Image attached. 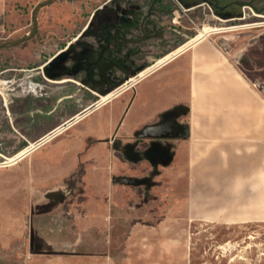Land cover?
Masks as SVG:
<instances>
[{
	"label": "crops",
	"instance_id": "crops-1",
	"mask_svg": "<svg viewBox=\"0 0 264 264\" xmlns=\"http://www.w3.org/2000/svg\"><path fill=\"white\" fill-rule=\"evenodd\" d=\"M109 1L0 0V32L8 28L7 35L0 34V66L40 68L80 39L95 12ZM191 47L188 55L138 80L125 96L89 105L86 114L36 141L65 130L28 153L2 184L20 197L13 207L0 200L2 250L26 232L29 192L65 181L79 166L81 191L63 207L78 237L97 234L110 249L150 176L159 182V201L152 207L156 220L145 223L142 215L132 216L118 255L31 254L25 264H170L169 256L183 254L179 234L192 222H264V136L251 135L253 123H264V98L211 42ZM177 106L184 107L186 130L175 141L169 163L151 165L117 151L116 145L124 150L134 140L141 149L144 131ZM89 140L93 143L87 146Z\"/></svg>",
	"mask_w": 264,
	"mask_h": 264
},
{
	"label": "rangeland",
	"instance_id": "rangeland-1",
	"mask_svg": "<svg viewBox=\"0 0 264 264\" xmlns=\"http://www.w3.org/2000/svg\"><path fill=\"white\" fill-rule=\"evenodd\" d=\"M110 1L105 5L110 6ZM132 1L134 3L138 2V0ZM118 2L122 7L123 0L115 1V5H118ZM262 3H264V0ZM244 11L245 17L243 19L233 18L226 20H222L219 16L212 13L205 4L188 10L178 9L172 12L166 19H162L159 25L162 27H174L188 33V36L181 38H186L185 41L177 45V42L181 39L168 36L167 43L170 46L160 50L158 54L148 56V60L144 65L145 69L141 70L137 75H131L130 79L120 83L117 88L112 90L113 92L108 93L110 96L108 94L103 96L93 95V98L84 101L76 111H56L44 114L43 112L46 108L43 107L40 100H47L50 103L54 102L58 96L68 95L75 87H80V76H62L57 80H48L42 74L34 75L32 76L34 82L47 87L40 88L43 94L34 98L36 105H32L34 99L31 101L24 100L22 103L14 102L12 104L14 106H11L12 109L17 105V111L20 114L22 113V116H16L15 119H32L30 124H27L31 127L27 129V135H34L57 122L59 118L73 112L75 114L67 121L76 115L83 116L85 109L91 104L93 107L99 106L112 98L116 97L118 99L121 96H125L131 91L133 84L153 71L148 73L150 68L155 67L158 59L160 60L168 53L176 51L204 29L203 32L208 33L201 40L211 42L213 47L215 46L217 50L226 55L245 79L253 85L254 90L264 98V12L252 11L249 6H246ZM0 24H2L1 18ZM0 34L7 35L8 28L5 27ZM83 37L86 36L83 34L81 38ZM189 47L179 52L170 60L172 61L171 63L188 55L192 50V47ZM6 69H19L21 70L18 74L20 76L24 71H36L40 68H18L4 64L0 66V76ZM141 73L145 74L139 77ZM8 97L13 98L11 95ZM69 99L70 104H74V101H71L74 97H69ZM242 107H245L244 103ZM28 111L31 112L27 113ZM245 111L246 108L242 113L246 116L249 115ZM12 113L8 111L4 97L0 93V164L5 161L6 157H11L31 146H35L32 150L39 148L49 139H55L65 131L49 134V136L51 135L50 137H46L38 143H31L13 127L12 118L14 115ZM184 116L185 110L183 106L171 109L165 113L158 123L144 131L145 134L143 135H145L146 142L140 145L141 149H137V141L134 140L127 142L124 150H120V147L116 145L117 151H122L129 157L136 159H146L151 165L169 163L172 158L175 141L182 138L185 134L186 122ZM251 127L252 136H264L263 122L253 123ZM157 137L161 138L158 139ZM92 143L93 140L87 141V146ZM26 155L12 164L0 165V200H6L12 207V201L17 204V200L20 198L18 197L19 193L7 191V188L4 189L2 184L5 185L7 183V175L13 171L10 169L21 163ZM82 170L83 167L79 166L75 171L67 175L65 181L56 183L52 187H48V189H45L44 186L42 187L43 189H34L29 192L27 210L24 212L27 215L23 218L25 225H27L26 232L10 248L2 250L0 247V264H25V260L31 254L41 256L63 254L105 255L107 252H112L111 254L118 255L119 244L127 226L132 221V216L142 215L143 218L140 220L145 223H153L156 220L157 212L153 211L152 207L153 204L159 201L156 194L159 182L152 180L153 176H150L151 179H144L145 182H143L141 189L143 188L145 191L140 196V199H137V207L136 205L135 208L131 207L129 213L125 216V221L119 224L120 227L117 228L116 234L117 238L110 249L106 245L105 240L97 234L93 235L90 233L78 237L73 231L71 220L64 215L63 207L70 197L81 191V185L80 187L77 185V180ZM19 203L25 204V200L23 199ZM147 208H151V211L149 210V214H143L148 211ZM179 237L183 240V254L176 253L174 256H169L168 261L170 264H264V222L236 225H210L192 222L185 232L179 234Z\"/></svg>",
	"mask_w": 264,
	"mask_h": 264
},
{
	"label": "flooded vegetation",
	"instance_id": "flooded-vegetation-1",
	"mask_svg": "<svg viewBox=\"0 0 264 264\" xmlns=\"http://www.w3.org/2000/svg\"><path fill=\"white\" fill-rule=\"evenodd\" d=\"M262 1L263 0H138V2L134 3L132 0H123L122 8L130 13L132 12V14L127 16L128 20L123 19V21L120 22L119 27H121V30L117 32L114 30V37L112 39L108 38L111 44H109L107 48L104 46V48L109 49L107 52V57L109 59H107L108 62L106 65L108 69L102 74L100 82L95 83L96 85L94 84L97 91L106 89L116 81L122 79L125 75H131L138 67L146 64L148 56L158 54L160 50L168 48L170 46V44L167 43L168 36L181 39L189 35L177 28L162 27L159 25V22L162 19H166L172 12L178 9L188 10L205 4L212 13L219 16L222 20L233 18L243 19L245 17L244 8L246 6H249L252 11L259 13L264 12V3H262ZM108 12H110V10H107V13ZM98 17L99 15L96 17L94 16L89 28L93 30L96 29ZM85 38L86 37H83L81 39ZM141 74L139 76H141ZM79 75H81V73L76 76L79 77ZM76 76L74 75L73 77ZM97 91H93L87 87L81 89L75 87L68 95L65 94L56 97L54 102L48 103L47 100H40V103L46 108L43 113L50 114L56 111H76L84 101L93 98V95L100 96ZM69 97H74V99H71V101H74V104H70ZM13 106L14 105H12V107ZM13 110L12 115H14L15 118L16 116L20 117L22 113L20 114L19 111H17V105H15Z\"/></svg>",
	"mask_w": 264,
	"mask_h": 264
},
{
	"label": "water",
	"instance_id": "water-1",
	"mask_svg": "<svg viewBox=\"0 0 264 264\" xmlns=\"http://www.w3.org/2000/svg\"><path fill=\"white\" fill-rule=\"evenodd\" d=\"M115 1L117 0H111L110 6L104 5L98 11H96L95 17L99 15L97 18V30L89 28L84 33L86 36L85 39L76 41L70 47L56 54L45 64H43L40 69L36 71H24L20 76L18 75L21 71L19 69H6L3 71L2 75L0 76V93L4 97V101L9 112L14 111L11 107L14 102L22 103L24 100L31 101L36 96L43 94L40 91V88L42 89V87L45 88L47 86L41 85L40 83L34 82L32 80V76L38 74H42V76L48 80H57L62 76L71 77L81 73V75H79V83L81 84L79 89L87 87L93 91H97L95 83L100 82L102 74L106 69H108V66L106 65L108 62L107 59H109L107 57V52L109 49L106 48L109 46V44H111L109 43L108 38L112 39L114 37V30L116 32L121 30V27H119L120 22H122L123 19L128 20L127 16L131 14L130 12L126 11V9H123L119 4L115 5ZM107 10H110V12L107 13ZM185 39L186 38L179 40L177 45L182 44ZM104 46H106V48H104ZM143 69H145L144 66H140L135 71H133L131 75H137ZM131 75L123 76L122 79L116 81L113 85L102 91H97L98 94L100 96L108 94L114 90V88H117L120 83L130 79ZM9 95L13 96V98L8 97ZM32 103V105H36L35 99ZM30 112L31 111H28L27 113ZM74 114L75 112L59 118L57 122L47 126L38 134L34 135L31 134L32 132L29 133L31 135H27V129L31 128L30 126L28 127L27 124H30L32 119L21 120L15 119V117H13L12 125L30 142H36L48 132L63 124Z\"/></svg>",
	"mask_w": 264,
	"mask_h": 264
},
{
	"label": "bare ground",
	"instance_id": "bare-ground-1",
	"mask_svg": "<svg viewBox=\"0 0 264 264\" xmlns=\"http://www.w3.org/2000/svg\"><path fill=\"white\" fill-rule=\"evenodd\" d=\"M211 29V28H210ZM205 30V29H204ZM203 30V31H204ZM200 32V33H198L197 35H195L189 42H187L186 44H184L183 46H181L180 48H178L176 51H173V52H170V53H168L165 57H163L162 59H158V61L156 62V64H155V67H153V68H150V70H148V73L150 72V71H152V70H154L155 68H157V67H159L160 65H162V64H165L166 62H169L170 60H172L179 52H181V51H184L187 47H189L191 44H195V43H201L202 44V37L204 36L205 37V35H206V33H208V32ZM212 31V30H211ZM191 47V46H190ZM222 58V57H221ZM229 61V60H228ZM231 63V62H230ZM193 71V70H192ZM207 71V70H206ZM197 72H199V71H197ZM222 72V71H221ZM143 75L145 74V73H142ZM142 74H141V76H142ZM141 76H139V77H141ZM222 76V75H221ZM220 76V77H221ZM231 76V75H230ZM204 77V76H203ZM219 77V78H220ZM208 79V78H207ZM206 81V80H205ZM204 81V82H205ZM223 81V80H222ZM236 81V80H235ZM198 83V82H197ZM220 83V82H219ZM230 83V82H229ZM209 84V83H208ZM237 85V84H236ZM203 86V85H202ZM218 86H219V84H218ZM229 86V85H228ZM199 87V86H198ZM232 87V86H231ZM235 88V87H234ZM216 90V89H215ZM113 92V91H112ZM205 93H206V91H205ZM208 93H209V91H208ZM113 94V93H112ZM111 94V95H112ZM109 95V94H108ZM244 95H246V94H244ZM110 96V95H109ZM106 97V96H105ZM108 97V96H107ZM210 97V96H209ZM217 97V96H216ZM109 98V97H108ZM111 98V97H110ZM105 100H106V98H105ZM197 100V99H196ZM103 101V100H102ZM196 102V101H195ZM254 102V101H253ZM197 104H198V102H197ZM204 105V104H203ZM97 106V105H96ZM201 107V106H200ZM206 107V106H205ZM194 109V108H193ZM201 110V109H200ZM203 110V109H202ZM88 112V111H87ZM197 113V112H196ZM84 114V113H83ZM228 114V113H227ZM79 118V117H78ZM229 118V117H228ZM71 122H73V121H71ZM61 130V128H59V129H57V130H55V131H53L52 133H50V134H57V132H59ZM51 136V135H50ZM49 135H47L46 137L48 138V137H50ZM45 137V138H46ZM44 139V138H43ZM42 139V140H43ZM38 142H40V141H38ZM37 142V143H38ZM35 146H31V147H28L27 149H23V150H21L20 152H18L17 154H15V155H13V156H11V157H6L5 158V161H2L3 163L2 164H0V165H3V164H7V165H9V164H12V163H14L15 161H17V160H19V159H21L24 155H26L30 150H32L33 148H34ZM250 217V216H249ZM240 218V217H239Z\"/></svg>",
	"mask_w": 264,
	"mask_h": 264
}]
</instances>
